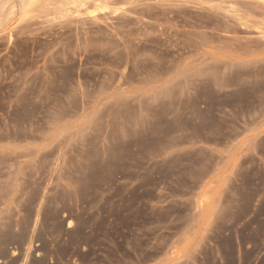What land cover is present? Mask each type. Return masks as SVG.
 Returning <instances> with one entry per match:
<instances>
[{
  "label": "rangeland",
  "instance_id": "obj_1",
  "mask_svg": "<svg viewBox=\"0 0 264 264\" xmlns=\"http://www.w3.org/2000/svg\"><path fill=\"white\" fill-rule=\"evenodd\" d=\"M0 11V264H264V0Z\"/></svg>",
  "mask_w": 264,
  "mask_h": 264
},
{
  "label": "crops",
  "instance_id": "obj_2",
  "mask_svg": "<svg viewBox=\"0 0 264 264\" xmlns=\"http://www.w3.org/2000/svg\"><path fill=\"white\" fill-rule=\"evenodd\" d=\"M14 257H15V254L13 252H9L6 258H7V260H10V259H12Z\"/></svg>",
  "mask_w": 264,
  "mask_h": 264
},
{
  "label": "bare ground",
  "instance_id": "obj_3",
  "mask_svg": "<svg viewBox=\"0 0 264 264\" xmlns=\"http://www.w3.org/2000/svg\"><path fill=\"white\" fill-rule=\"evenodd\" d=\"M2 5V4H1ZM1 12V11H0ZM1 14V13H0Z\"/></svg>",
  "mask_w": 264,
  "mask_h": 264
}]
</instances>
